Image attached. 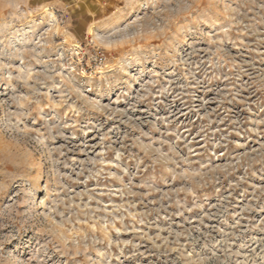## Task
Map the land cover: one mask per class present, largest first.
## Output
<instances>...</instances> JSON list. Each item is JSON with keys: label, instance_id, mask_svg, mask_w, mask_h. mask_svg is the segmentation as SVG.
<instances>
[{"label": "rangeland", "instance_id": "rangeland-1", "mask_svg": "<svg viewBox=\"0 0 264 264\" xmlns=\"http://www.w3.org/2000/svg\"><path fill=\"white\" fill-rule=\"evenodd\" d=\"M0 264H264V0H0Z\"/></svg>", "mask_w": 264, "mask_h": 264}]
</instances>
